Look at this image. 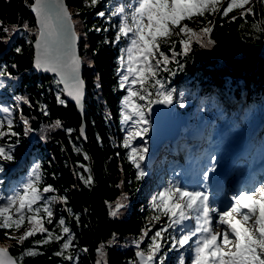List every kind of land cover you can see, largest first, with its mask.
Listing matches in <instances>:
<instances>
[{
  "label": "trees",
  "instance_id": "1",
  "mask_svg": "<svg viewBox=\"0 0 264 264\" xmlns=\"http://www.w3.org/2000/svg\"><path fill=\"white\" fill-rule=\"evenodd\" d=\"M122 1L125 2L100 0L93 7L90 0L88 3L86 0H64L72 13L85 83L80 112L65 98L56 75L39 72L33 66L32 42L38 33L37 17L30 8L33 0H0V37H5L0 41V85L3 87L0 103L11 109L8 117L10 115L14 121L12 130L18 133L11 140L0 139V143L15 144L13 160L5 161L6 164H15V167L10 169L0 161L3 167L0 189L6 194L9 187H19L21 179L29 176L32 167L38 164L42 175L40 187L52 185L57 190L55 195L67 197L66 204L55 203L53 223L63 217L74 233L73 252L77 254V264H97L98 260L102 264H139L137 251L147 250L150 237L168 223L167 217L161 216L160 226L159 223L153 224L151 218L157 213L150 207L151 201H146L145 195L141 194L147 185L154 189L155 173L160 172V168L154 167L152 171L144 168L145 175L137 179V169L128 159L130 150L123 146V89L119 86V72L123 69L118 58L128 42L112 43L120 18H107V14ZM253 2L256 15H249L246 20L239 18L240 10L223 18L219 14L206 13L205 17L184 21L195 30L211 26V33L202 40L214 43L202 47L193 40L192 50L186 56L177 55L175 60H169L168 70L161 68L157 78L162 79L166 86L188 85L199 97L220 89L241 98L242 102L261 103L264 111V33L252 27L258 20H264V5L256 3V0ZM100 11H104L106 16H98ZM232 16L238 18L233 21ZM209 21L213 24L209 25ZM24 24L28 25L27 29ZM5 28L9 29L7 33L3 31ZM181 38L187 37H171L177 41ZM169 47L170 44H161V51L171 57ZM17 48L21 51L17 52ZM175 51L181 52L178 42ZM21 117L29 121L27 135ZM7 118L0 114V120L6 121ZM56 121H60L61 126L57 127ZM30 132H34L31 141ZM76 148L80 151L77 152ZM85 154L89 159L85 160ZM81 164L91 170L93 183L90 185L80 178L89 175ZM122 194L126 196L123 200L126 206L118 217L113 218L109 215L108 203L115 202ZM46 227L59 232L58 224H46ZM146 229L151 231L138 249L134 241ZM177 234L175 229L163 234L165 240L161 241V255L163 248L176 252L171 238ZM41 238L38 234L21 245L0 230V247L10 250L18 264L56 260L57 243L43 246L40 249L43 255L19 259L24 249L32 247L33 240ZM101 245L104 246L102 255L97 252ZM108 248H111L110 258ZM163 264H179L178 258L173 255L164 257Z\"/></svg>",
  "mask_w": 264,
  "mask_h": 264
},
{
  "label": "snow or ice",
  "instance_id": "2",
  "mask_svg": "<svg viewBox=\"0 0 264 264\" xmlns=\"http://www.w3.org/2000/svg\"><path fill=\"white\" fill-rule=\"evenodd\" d=\"M88 2L89 0H86V3ZM99 2L100 0H90V6L94 7ZM53 3L58 6L55 17L52 15ZM256 3L264 5V0H256ZM254 7L253 0H131L128 4L117 5L107 14L108 19L120 18L112 43H119L121 40L128 42L126 47L121 49L118 58L120 68L125 71L119 72L118 69V72L120 88L127 86V95L122 99V122L130 125L123 146L130 149L128 159L137 169V179L145 175L141 162L145 159L148 149L132 146V140L143 137L148 132L149 120L146 111H150L153 104L171 105L175 100L174 90L167 89L165 82L157 78L159 70L163 68L167 71L169 60H175L177 55L186 56L192 50L193 40L202 47H209L214 43L211 40H202L211 33V26L195 30L184 21H194L196 17H205L206 13L219 14L223 18L237 9L242 10L239 18L246 20L249 15H256ZM30 8L36 14L39 25L35 67L56 73L62 78L58 82H63L66 70L71 67L75 88L69 91L68 95L72 96L77 104H82L84 82L78 74L80 59L73 50L72 41L78 37L73 30L71 11L64 0H33ZM97 15L105 17L106 13L100 11ZM237 18L232 16L231 19L234 21ZM212 24L213 21H209V25ZM252 27L264 33V20H258ZM24 28L27 29L28 25L24 24ZM3 31L7 33L9 29L5 28ZM182 35L187 38H181L179 41L171 39L173 36ZM4 39L5 37H0V41ZM177 42L181 45L180 53L175 51ZM161 44H170L168 50L172 52L171 57L161 51ZM20 51L21 49L17 48V52ZM149 88L155 89L157 99H152L153 93ZM60 103L63 104L64 101L61 99ZM0 111L10 114L8 107H3ZM21 119L26 126L27 135L30 131L27 127L29 121L23 117ZM13 125L14 121L10 115L6 121L0 120V139L11 140L12 137L18 136V133L12 130ZM56 126H61L60 121H56ZM83 134L82 127L81 135ZM14 148L13 143H0V161H12ZM75 150L80 151L79 148ZM84 158L89 159L87 154ZM80 166L89 173L86 178H80L86 185H90L93 183L90 168L83 164ZM2 171L3 167L0 165V172ZM208 175V172L204 173L205 180ZM41 181L40 166L37 164L26 182L11 194H0V230H4L6 237L21 245L38 234L42 236L39 240H33L32 247L24 249L19 258L21 261L25 256L43 255L40 249L52 243L59 245L55 256L72 261L73 255H66V252L75 247L74 233L63 217L58 221V233L55 228L46 227V224H53V205L57 202L66 204L67 197L55 195L57 190L52 185H45L41 189ZM46 193L54 195L46 197ZM124 199L126 196L122 194L115 202L108 203L111 217L120 215V210L126 206ZM231 201L227 208L220 209L213 205L206 191L190 190L179 182H169L152 196L150 202V207L157 213L154 219L159 221L161 216H164L167 217L168 223L150 237L151 242L146 251L140 249V245L151 229L143 230L141 236L134 241L140 249L136 253L139 264H163L164 257L159 255L163 247L161 241L165 240L163 234L169 229H175L178 233L171 238L173 248L192 249L191 264H264V185L252 192L241 191L234 194ZM21 228H24V231L19 236L11 234L19 232ZM103 247L101 245L97 249L101 255ZM6 253L7 248L0 247V264H17V261L10 257L6 259ZM97 264H102V261L98 260ZM179 264H185L183 256L180 257Z\"/></svg>",
  "mask_w": 264,
  "mask_h": 264
},
{
  "label": "rangeland",
  "instance_id": "3",
  "mask_svg": "<svg viewBox=\"0 0 264 264\" xmlns=\"http://www.w3.org/2000/svg\"><path fill=\"white\" fill-rule=\"evenodd\" d=\"M239 11H240V9H237V10H234L233 12H231L229 14H233V13H236ZM181 37H185V35H182ZM123 71H125V69H123ZM134 87H138V86H134ZM126 88H127V86L123 89V95L124 96L127 95ZM166 88L169 90H174L175 105L180 107V108L190 105L192 103V100H194L195 92L188 85L187 86H185V85L176 86V85L171 84V86H166ZM149 91L152 92L153 95H155V89L149 88ZM178 99H179V101H178ZM240 100L241 99L234 100L231 97V94H227L223 90H217V91L213 92L212 94H209L206 98H203L200 100L201 104L199 106L195 105L196 108L193 109L192 111H189L190 113H188L184 116L186 122H185V124H183L180 127V133H182V135H183V133L187 134L189 132L190 128H196L199 132H203L205 128H208V126L212 120L211 116H210V112L212 110V109H210V105L215 102L216 104L220 105L223 109H227L228 111L232 112V114H233V120L230 123V129L228 131L225 130L221 134L220 130H218V127L220 126L219 123H216L213 127L209 128V129H211V133H210V136L208 138L212 139L213 136L220 135V134H221V137H225V138H223V141L221 143V147L217 146L218 148L216 149L215 153L226 152L227 149L232 148L234 146H237L239 143H241L243 141H246L248 138L252 137L253 131L258 130L257 132H259L261 134V136H263L262 128H259V126H258L260 123V120L258 118L260 115L259 112L262 109L261 103H258V102L248 103V102H241ZM181 103L183 104V106H181ZM121 110H122V108H121ZM172 114L175 116L178 115L176 108H174ZM164 115H165V118L168 119V115H167L166 111L164 112ZM146 116L149 120V124L147 125V127L149 128L150 127V119H149V116L147 114V111H146ZM263 118H264V116H263ZM188 121L191 123H195V125L190 126ZM129 127H130V125H125L121 121V135H122V138L124 141L127 137ZM178 138L179 137H176V139L174 141L171 139H170L171 141L170 140H164V142L161 144V146H158V147H152L151 146V143H150L149 138L147 137L146 133L144 134L143 137H137V138L132 140V146L138 147V148L147 147V149H148L147 153L145 154L144 163H142L143 166L145 165L146 167H151L152 165L154 166V165L160 164L161 167H163V170L161 173V179L160 180L157 179V187L158 188L155 190V192L152 190L150 185L145 186V188L141 191V194L145 195L144 199L148 202L151 201L152 196L157 191L162 189L169 182H172V180H171L172 177L170 174L171 170L169 168V162H168L170 160V158H167L166 155H168V153L173 152V150L170 149V146L173 148L174 142H177V145H175V150H181L182 149L181 144L186 145L187 142L183 141V143H180L181 140L179 141ZM195 143L196 142L191 144V142H189V146L187 147V152H188L187 154H190V155L193 154V144H195ZM205 148H210V146H207ZM203 149H204V146H203ZM197 154L200 155L199 153H197ZM196 157H197V155H196ZM195 170H197V168H195ZM198 170L200 171V173H203L205 168L203 170H201V168H199ZM26 180H27V178H24L21 181V183L26 182ZM262 185H264V184L262 183ZM16 187L17 186H13L11 189H9L8 194H11L13 192V190L16 189ZM42 188L43 187H41V189ZM44 195L46 197H48V196H52L53 194H44ZM54 206H55V204L53 205V210H54ZM59 219L60 218L56 219V222L53 223V225H57ZM151 219H152L153 224L159 223V226H160L161 223L156 221L154 219V216H152ZM25 226H27V225H25ZM23 231H24V228H21L19 230V232H13L11 234L19 236ZM62 242L63 241H61V243ZM73 250H75V249L70 248L68 250V252H66V255L67 254L73 255L74 259L72 261L65 260L63 257H57L56 260L52 259V262H49L48 260H44L42 263H39V264H66V263L77 264L76 263L77 254L75 252H73ZM174 250H176V252L171 253L170 250L163 248V251H164L163 257H170L173 255V257L178 258V262H180V257L183 256L185 259V264H191V260L193 258V251L191 248H187V247L184 249L175 248ZM77 251H79V250H77ZM159 255H161V252Z\"/></svg>",
  "mask_w": 264,
  "mask_h": 264
},
{
  "label": "water",
  "instance_id": "4",
  "mask_svg": "<svg viewBox=\"0 0 264 264\" xmlns=\"http://www.w3.org/2000/svg\"><path fill=\"white\" fill-rule=\"evenodd\" d=\"M37 27H38V31H39L38 19H37ZM73 30L75 32L74 24H73ZM75 34H76V32H75ZM76 36H77V34H76ZM37 39H38V34H37L36 38L33 40V42H32V45H33V48H34V59H33L34 61H35V55H36V46L35 45H36ZM72 43H73V50H74V52L76 53V55L80 59L79 73L78 74H79L80 79L83 80L82 70H81L82 69V63H81V58H80L79 51H78V38L73 40ZM34 61H33V66H34V68L37 71L45 72L47 74H54V75H56L58 77L59 81L62 79L56 73H53V72H50V71H44L42 69L36 68ZM69 68L66 70V76L63 78V82H60V86L63 88V94H64L65 98L67 99V101L74 103L78 107V110L81 112L82 109H83V102H84V96H85V83L83 84L84 96H83L82 104H77V102L73 99V97L68 95V92L69 91H73L74 88H75V81L72 78L71 67H69ZM173 107H174L173 103L171 105L153 104V106L151 107V110L147 111L148 114L150 115V119H151V122H152L151 129L148 132V133H150L148 135L149 136L151 135L150 138L152 139L151 140L152 143L155 144L156 140H157L156 139L157 135L162 134V132H164L166 129H169L171 127V125H176L175 127H176V132H177V130H178L179 126H180V123L174 124V122L176 120L175 119L173 120V119L170 118V114H171V111H172ZM165 111L167 112L168 117L171 120H173L172 123H170L169 120H166L165 115H164ZM107 255H108V258H110V256H111V248H108ZM8 257L16 260L15 256L11 253V251L7 249V253L5 254V258L7 259Z\"/></svg>",
  "mask_w": 264,
  "mask_h": 264
},
{
  "label": "bare ground",
  "instance_id": "5",
  "mask_svg": "<svg viewBox=\"0 0 264 264\" xmlns=\"http://www.w3.org/2000/svg\"><path fill=\"white\" fill-rule=\"evenodd\" d=\"M57 7L58 6L55 3H53L51 5L53 17H55ZM36 51H37V49H36ZM210 94H212V93H210ZM178 101H179V99H178ZM210 109H212L211 112H210V116H211V119H212L211 123L209 124L208 128H205L203 134L201 136H199L197 138V140L207 139L209 137L210 133H211V129H209V128L213 127L216 123L220 124V126L218 127V130H220L221 134L225 130L228 131L230 129V123L233 120L232 112L228 111L227 109H223L220 105L216 104L215 102L210 105ZM221 134L220 135H215V136L212 137V140H213L214 143L216 141H219V142L223 141V138L221 137ZM263 141H264V139H263ZM175 145H177V142H174V144H173V148L174 149L171 146H170V149L174 151L175 150ZM188 146H189V142L186 143V145H184V150H187ZM212 148L215 150L216 147L212 146ZM213 152L214 151L212 150L210 154H213ZM197 173H199V172H197Z\"/></svg>",
  "mask_w": 264,
  "mask_h": 264
}]
</instances>
